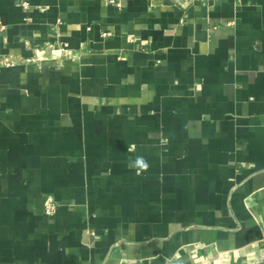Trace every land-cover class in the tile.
Returning a JSON list of instances; mask_svg holds the SVG:
<instances>
[{"label": "crops", "instance_id": "obj_1", "mask_svg": "<svg viewBox=\"0 0 264 264\" xmlns=\"http://www.w3.org/2000/svg\"><path fill=\"white\" fill-rule=\"evenodd\" d=\"M121 1L0 0V264H264V0Z\"/></svg>", "mask_w": 264, "mask_h": 264}, {"label": "built area", "instance_id": "obj_2", "mask_svg": "<svg viewBox=\"0 0 264 264\" xmlns=\"http://www.w3.org/2000/svg\"><path fill=\"white\" fill-rule=\"evenodd\" d=\"M200 0H173L175 6L186 9L190 7L192 4ZM107 3L114 6L116 9H121L122 1L121 0H107ZM22 6L26 8L28 4L26 2L22 3ZM4 26L0 25V30H3ZM102 36H105L103 33ZM58 53H62L66 56H69L68 47L66 43L58 42L57 48L55 49ZM25 61H29L26 59ZM15 60L10 56H1L0 55V67H8L13 66L15 64ZM57 208V204L49 197L46 198L44 201V213L48 216H51L55 213Z\"/></svg>", "mask_w": 264, "mask_h": 264}, {"label": "clouds", "instance_id": "obj_3", "mask_svg": "<svg viewBox=\"0 0 264 264\" xmlns=\"http://www.w3.org/2000/svg\"><path fill=\"white\" fill-rule=\"evenodd\" d=\"M129 166L135 168L137 175H139L142 172L147 171L150 165L143 156H136L134 160L129 162Z\"/></svg>", "mask_w": 264, "mask_h": 264}]
</instances>
